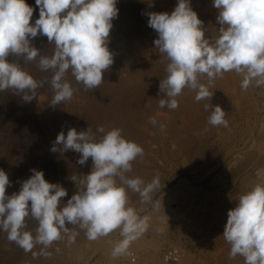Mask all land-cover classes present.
<instances>
[{"label":"rangeland","instance_id":"obj_1","mask_svg":"<svg viewBox=\"0 0 264 264\" xmlns=\"http://www.w3.org/2000/svg\"><path fill=\"white\" fill-rule=\"evenodd\" d=\"M26 2L35 9L30 21L34 24L39 9L35 0ZM190 2L203 21L205 37L218 36V10L212 6L213 0ZM177 3L178 0H117V8L123 11L119 10L113 20L108 45L114 62L104 72V82L98 88L85 89L69 70L66 79L76 91L72 99L52 106L53 73L41 71L37 59L20 62L34 79L45 81L31 102H25L22 94H14L12 89L0 91V169L11 181L6 195L18 192L21 181L36 169L43 171L48 182L67 190L68 195L61 201L66 204L79 186L71 177L79 179L88 174L92 161L89 158L86 164L79 165V153L51 152L57 135L61 131L66 135L69 128L81 131L90 127L98 140L104 135L97 131L98 127L103 126L106 132L119 128L125 139L143 148V156L132 162V171L126 175L139 177L145 184L159 177L160 186L153 194L156 206L142 204L139 194L128 190L129 206L141 217H150L147 231L131 242L126 254L113 257L112 249L122 239L119 229L89 241L78 225L66 222L67 227L79 233L75 242L69 243L68 236L62 234V239L46 249L51 253L49 257L34 258L33 253H39L41 245L25 252L0 230V264H169L165 260L169 250L176 251L179 257L170 264H244L242 256L229 258L231 245L222 234L227 213L239 197L255 184L264 183V85L257 87L252 81L243 90V76L230 71L213 81L209 89L214 92L211 101L197 102L196 92L185 88L176 98L179 107L175 110L160 108L161 96L129 105L122 103L121 95L128 90L120 88L119 82L133 70L159 66L166 71L169 61L155 48L157 33L148 26L147 13H171ZM116 21H122L124 27ZM32 44L41 54L54 53L55 45L49 44L46 36H38ZM7 59L12 62L16 58ZM200 82L207 85V76L200 77ZM209 103L226 112L227 128L208 123L211 112L205 111L204 105ZM118 106L128 110L117 114ZM152 117L156 125L149 122ZM160 124L165 125L163 130ZM26 223V230L35 235L38 222L28 218Z\"/></svg>","mask_w":264,"mask_h":264},{"label":"clouds","instance_id":"obj_2","mask_svg":"<svg viewBox=\"0 0 264 264\" xmlns=\"http://www.w3.org/2000/svg\"><path fill=\"white\" fill-rule=\"evenodd\" d=\"M35 5L39 17L33 24L35 9L26 0H0V91L12 89L31 102L45 81L34 79L20 62L37 59L41 71L53 73L52 106L72 99L76 91L66 79L69 70L85 89L98 88L114 62L108 45L113 20L118 17L117 0H35ZM212 6L218 10L220 27L218 36L208 38L190 0H178L171 13H147L148 26L157 33L155 48L169 61L167 76L159 84V92L164 94L159 99L160 108L177 109L176 98L185 88L196 92L197 102L211 101L214 92L209 89L225 72L242 75L243 90L252 81L257 87L264 85V0H213ZM38 36H46L49 44L55 45L53 55L41 54L32 44ZM9 56L16 59L9 62ZM205 75L207 85L200 82ZM204 108L211 112L210 125L228 127L226 112L219 105L209 103ZM149 122L157 124L154 117ZM160 128L165 125L160 124ZM97 131L104 134L98 140L90 127L81 131L69 128L66 135L61 131L50 149L53 153H79V165L89 158L92 161L88 174L71 177L79 186L66 204L61 201L67 190L48 182L43 171L36 169L21 181L18 192L6 195L11 181L0 169V230L25 252L41 245L34 258L49 257L46 249L62 239V234L68 236L69 243L75 242L79 233L66 222L78 225L89 241L119 229L122 239L115 243L113 257L126 254L131 242L149 228L150 217H141L129 206L128 190L138 193L142 204L154 203L159 177L147 184L139 177H128L132 162L143 156V148L125 139L119 128L106 132L100 126ZM28 218L38 222L35 235L26 230ZM222 236L231 245L230 259L239 255L244 264H264V183L255 184L239 197L227 213Z\"/></svg>","mask_w":264,"mask_h":264},{"label":"bare ground","instance_id":"obj_3","mask_svg":"<svg viewBox=\"0 0 264 264\" xmlns=\"http://www.w3.org/2000/svg\"><path fill=\"white\" fill-rule=\"evenodd\" d=\"M118 6H120V5H118ZM121 6H122V4H121ZM119 10H121V8ZM121 11H123V10H121ZM121 11H119V12H121ZM124 12H125V10H124ZM116 22H118V21H116ZM113 23H115V21H113ZM118 25H123V27H124V24H122V21L118 22ZM114 33H116V32H114ZM112 35H113V33H112ZM137 36H139V35H137ZM54 50H55V47H54ZM26 71H27V69H26ZM166 76H167V73H166L165 69L163 70L162 68H159V66H152V67L146 68V69L141 68V67L136 68L135 70H133L131 72V74L128 78H125V80L122 81L121 83L119 82L120 88H122L124 91L128 90L127 93L123 92L121 95L122 96V103L124 104V101H126V105H129V103L132 104L135 101H140V100L151 101L150 100L151 98H155V100H156L157 96L163 97L164 94L159 92V84H160V80L165 79ZM125 89H127V90H125ZM138 93H140V94H138ZM119 102H120V99H119ZM125 108L128 110V108L126 106H125ZM125 108L123 106H118V107H116L115 112L117 114H120L121 112L123 113V110Z\"/></svg>","mask_w":264,"mask_h":264},{"label":"built area","instance_id":"obj_4","mask_svg":"<svg viewBox=\"0 0 264 264\" xmlns=\"http://www.w3.org/2000/svg\"><path fill=\"white\" fill-rule=\"evenodd\" d=\"M165 257H166V259H165L166 262L169 264L171 262H177V260H178V255H177L176 251H172V250L167 251Z\"/></svg>","mask_w":264,"mask_h":264}]
</instances>
